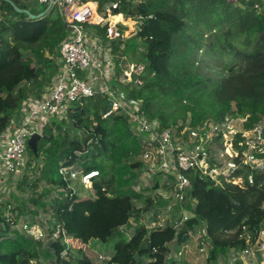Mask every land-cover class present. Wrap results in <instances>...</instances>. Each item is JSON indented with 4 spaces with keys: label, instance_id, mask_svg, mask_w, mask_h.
<instances>
[{
    "label": "trees",
    "instance_id": "16d2710c",
    "mask_svg": "<svg viewBox=\"0 0 264 264\" xmlns=\"http://www.w3.org/2000/svg\"><path fill=\"white\" fill-rule=\"evenodd\" d=\"M90 1L101 11L120 2L114 14L142 17L138 33L127 39L109 41L106 27L87 28L111 48L115 81L150 122L179 131L225 116L248 117L249 124L264 117V0ZM14 5L29 10L27 0H0L3 134L22 122L27 99H40L53 87L62 68L60 47L69 35L58 8L31 11L45 13L33 20ZM203 58L225 61L226 75H204ZM107 101L99 93L69 104L45 124L36 150L28 145L25 168L33 180L25 174L16 184L23 198L0 196V264H97L105 253L103 264H189L184 250L192 241L202 264L230 263L247 246L243 228L254 238L263 225L264 177L257 174L253 185L240 188L190 173L185 200L171 206L163 227L150 228L147 217L158 221L156 205L167 207L170 201L149 196L138 206L129 193L144 171L142 136L125 112L103 117ZM63 168L98 176L82 195L86 187L79 178L65 177ZM160 185L156 179L145 191ZM183 216L188 219L175 229ZM29 217L25 223L39 224L48 234L45 240L19 230V219ZM199 229L210 241L198 237ZM65 239L85 248H73ZM101 246L105 249L98 251Z\"/></svg>",
    "mask_w": 264,
    "mask_h": 264
},
{
    "label": "built area",
    "instance_id": "2783aa9c",
    "mask_svg": "<svg viewBox=\"0 0 264 264\" xmlns=\"http://www.w3.org/2000/svg\"><path fill=\"white\" fill-rule=\"evenodd\" d=\"M31 1L44 8L49 5H52L51 9L58 8L69 35L60 47L62 68L55 77L53 87L40 99H27L22 108V122L13 123L6 134L0 132V185L26 167L28 142L34 135L42 137L43 127L50 119L62 116L69 104L99 93L107 95L108 101L112 102L111 112L103 117L119 110L125 112L132 129L142 136V175L149 179L156 176L168 179L162 184L171 193L163 197L165 200L173 199L171 206L185 200L190 173L198 174L217 186L231 184L240 188L253 185L257 174L264 177V117L249 124L248 117L225 116L218 122H208L199 128L186 126L178 131V128L161 129L157 122H150L130 103L127 93L114 79L111 48L104 46L87 26L106 27L109 41L127 39L138 33L141 16L126 18L124 14H114L120 2H112L101 11L98 2L90 0ZM114 18L117 21H113ZM126 21H131L133 28L127 26ZM61 173L70 179L79 178L86 188L98 176L96 171L84 174L67 168H63ZM162 217L165 222L170 216L163 214ZM187 219V216L176 219L174 228L179 229ZM161 221L160 218L147 224L155 228L161 225ZM20 231L38 241L45 240L48 235L39 224L29 226L25 223ZM243 232L247 246L238 250L228 264H264V221L254 238L246 227ZM197 233L198 237L210 241L204 229H199ZM53 237L59 238V232H55ZM64 241L73 248H77L73 246L74 242L81 244L77 249L85 248L80 241ZM100 259L105 258L101 255Z\"/></svg>",
    "mask_w": 264,
    "mask_h": 264
},
{
    "label": "rangeland",
    "instance_id": "374dc122",
    "mask_svg": "<svg viewBox=\"0 0 264 264\" xmlns=\"http://www.w3.org/2000/svg\"><path fill=\"white\" fill-rule=\"evenodd\" d=\"M27 5L30 11H32L33 13H39L41 11V9L44 8V6L40 5L38 2L36 1H31V0H27ZM113 21H117L116 18L113 19ZM126 25L130 26L131 28H133V24L132 22H127L126 21ZM128 36V34H127ZM200 69L202 71V73L204 75L207 76H212L215 78H220L221 76H225L226 72H225V61H220L217 59H211V58H203L202 62L200 63ZM29 160V155L27 153V161ZM28 175V177L30 178V181L33 180L34 175L32 174V172L27 171L26 168H24L22 171H20L17 175L13 176L12 181H9V179L6 181V179L4 180V182L0 185V196H2L5 199H10L11 194H15L19 197L23 198L22 193H20L17 189H16V184H18L19 181L22 180V177ZM159 178L160 180V189L156 190V191H152V189L150 191H145V188L149 187L152 188L155 185V179ZM165 180H168L167 178H165L164 176H156L154 177V179H149L147 176L142 175L141 177V183L138 187H135L133 189H131L129 191V193L131 195H133V197L135 198V202L138 206H141L144 204L146 198H148L149 196H151L152 198H154L156 201L160 200V198H163V196H168L171 193L170 189H166L164 187V185L162 183L165 182ZM81 189V186H78ZM41 190V187L40 189ZM82 190V189H81ZM88 188H85L82 192V195H86L88 192ZM28 195L26 194L25 197H27ZM172 200L170 199V204L167 207H163L160 205H156V209L155 211L159 212L158 214V218H161V225L160 227H163L165 225L164 222V218L162 217L163 214L165 215H171L172 213V209H170V206L172 205ZM153 216V214H151V217ZM150 215L147 217V222H149ZM40 219V218H39ZM168 219V218H167ZM165 219V221L167 220ZM31 217L24 219V218H20L19 219V225L18 228L19 230L21 229V226L23 224H25L26 221H30ZM132 232V228L127 230L126 233L127 234H131ZM174 244H171V247L173 248ZM74 247H80L81 244L79 242H74L73 243ZM104 246L99 247L98 251L100 250H104ZM195 249H196V243L195 241H192V243L190 244V246L185 249L184 251V256L186 258V260L189 262V264H202L203 262V257H198L195 254ZM104 258H106V253ZM104 259H100L97 260V264H103ZM32 264H37V262H33Z\"/></svg>",
    "mask_w": 264,
    "mask_h": 264
},
{
    "label": "water",
    "instance_id": "95a60500",
    "mask_svg": "<svg viewBox=\"0 0 264 264\" xmlns=\"http://www.w3.org/2000/svg\"><path fill=\"white\" fill-rule=\"evenodd\" d=\"M52 5H49L45 11L48 12L50 11ZM14 8L17 12L19 13H24L26 15L29 16L30 19H39L41 17L44 16L45 13H40V14H33L30 10H26V9H20L18 8L17 6L14 5ZM111 109H112V102L108 101L104 107V110H103V116L109 114L111 112ZM41 139V136L40 135H34L28 142V145L33 149V150H36L37 148V144H38V141Z\"/></svg>",
    "mask_w": 264,
    "mask_h": 264
},
{
    "label": "bare ground",
    "instance_id": "6f19581e",
    "mask_svg": "<svg viewBox=\"0 0 264 264\" xmlns=\"http://www.w3.org/2000/svg\"><path fill=\"white\" fill-rule=\"evenodd\" d=\"M96 16V15H95ZM96 18V17H95Z\"/></svg>",
    "mask_w": 264,
    "mask_h": 264
}]
</instances>
